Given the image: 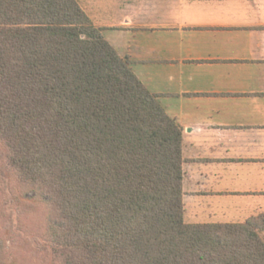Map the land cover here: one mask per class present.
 Instances as JSON below:
<instances>
[{"label": "trees", "instance_id": "obj_1", "mask_svg": "<svg viewBox=\"0 0 264 264\" xmlns=\"http://www.w3.org/2000/svg\"><path fill=\"white\" fill-rule=\"evenodd\" d=\"M181 146L75 0H0V159L61 264H264L253 223L184 221Z\"/></svg>", "mask_w": 264, "mask_h": 264}, {"label": "crops", "instance_id": "obj_2", "mask_svg": "<svg viewBox=\"0 0 264 264\" xmlns=\"http://www.w3.org/2000/svg\"><path fill=\"white\" fill-rule=\"evenodd\" d=\"M75 1L181 126L184 221L264 235V0Z\"/></svg>", "mask_w": 264, "mask_h": 264}, {"label": "rangeland", "instance_id": "obj_3", "mask_svg": "<svg viewBox=\"0 0 264 264\" xmlns=\"http://www.w3.org/2000/svg\"><path fill=\"white\" fill-rule=\"evenodd\" d=\"M50 221L48 206L34 200L32 192L4 170L0 159L1 261L5 264H61L48 244Z\"/></svg>", "mask_w": 264, "mask_h": 264}]
</instances>
